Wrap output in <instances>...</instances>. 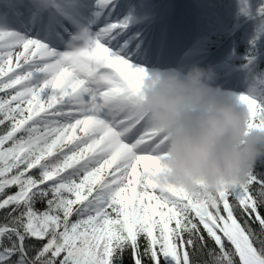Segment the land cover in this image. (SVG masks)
Segmentation results:
<instances>
[{"label": "snow or ice", "instance_id": "1", "mask_svg": "<svg viewBox=\"0 0 264 264\" xmlns=\"http://www.w3.org/2000/svg\"><path fill=\"white\" fill-rule=\"evenodd\" d=\"M127 7L0 0V264H264V158L212 193L156 179ZM227 94L264 131V77Z\"/></svg>", "mask_w": 264, "mask_h": 264}, {"label": "clouds", "instance_id": "2", "mask_svg": "<svg viewBox=\"0 0 264 264\" xmlns=\"http://www.w3.org/2000/svg\"><path fill=\"white\" fill-rule=\"evenodd\" d=\"M211 65L151 69L141 81L137 113L167 138L161 184L212 193L243 182L264 158V131L249 130L247 105L214 83Z\"/></svg>", "mask_w": 264, "mask_h": 264}, {"label": "rangeland", "instance_id": "3", "mask_svg": "<svg viewBox=\"0 0 264 264\" xmlns=\"http://www.w3.org/2000/svg\"><path fill=\"white\" fill-rule=\"evenodd\" d=\"M168 2L169 3L166 6L167 8H162L163 11L165 10L166 12L164 13L162 9L160 11L161 15L166 14L167 18L168 15L171 16L170 21L167 22V25L165 18L159 19L158 17H155V15L152 13V7L148 3V0H126V3L128 4L126 11L130 16H136L133 19V22L143 19V23H152L153 32L154 30L160 32V30L163 28L162 26H164V28H166V34L168 33L169 37L174 40L171 35H174V37H176V32L172 30V21H174V16L171 15L173 14L171 12H173L175 9L176 11H178L180 19H185L186 23L189 24L190 27L192 25L194 26L196 23V28L191 29L192 35L187 36L182 33L181 36H179L180 34H178L177 40L175 41L177 48L183 47L191 53L189 57L191 61L188 64L191 65L193 63H199L203 66L211 65L215 70L214 83L216 85H219L226 92H228L229 90L221 86V84H223L225 81H233L244 86L248 82L250 76L254 75L252 72L250 74L248 69L245 68L244 70L240 71V74L242 73L243 75H240L235 72L236 69L231 67L232 63L228 60L227 62H225V64L220 66L221 60L219 59V56L222 55L227 57L230 55L231 42L224 44L222 48H217L212 53H206L198 48V46L202 45L204 36L201 28L197 27V21H199L203 15H210L213 18L214 23L218 27V29L210 34V38L214 39V34H218L220 32L224 34L230 31V24L227 18H225L222 8L223 6H227L229 0H200V2L195 0H170ZM197 2H199L200 5ZM250 2L251 4H254L258 9H260V12L258 13V16H256V18H253V20H251V24L244 25L245 29L243 32L245 34L248 26L254 25V33L260 34L261 27L264 25V0H250ZM209 7H211V9H209ZM180 19L177 20L178 25L182 30V27L185 26L186 23H183ZM255 39L259 40V42L261 43L262 37ZM232 56H234V54H232ZM175 59L178 58L175 57ZM149 68L153 69L155 68V66H151ZM156 68L162 69L161 66H156Z\"/></svg>", "mask_w": 264, "mask_h": 264}, {"label": "trees", "instance_id": "4", "mask_svg": "<svg viewBox=\"0 0 264 264\" xmlns=\"http://www.w3.org/2000/svg\"><path fill=\"white\" fill-rule=\"evenodd\" d=\"M155 1L160 3V0H153V2ZM235 6L236 7H233V12L230 14L231 18L234 19L232 21L233 23H241L244 19L256 16L260 10L257 9L255 5L245 8L243 5L239 6L238 3H236ZM204 30L208 35L214 31V25L208 19L204 21ZM254 30L255 27L251 25L245 34L242 33L241 28H238L236 31L229 32L226 35H223V33L220 32L213 35L214 39L208 36L205 45L207 47L210 46L215 48L218 47V44L222 43L224 40H226V42H231L234 54L232 57L233 63L237 66L247 68L250 74L252 72L256 76L264 77V27L261 28L260 34H255ZM259 37H262L261 43L259 40L255 39ZM217 40L222 41L219 42ZM250 60L251 63H249ZM126 264H128L127 261Z\"/></svg>", "mask_w": 264, "mask_h": 264}, {"label": "bare ground", "instance_id": "5", "mask_svg": "<svg viewBox=\"0 0 264 264\" xmlns=\"http://www.w3.org/2000/svg\"><path fill=\"white\" fill-rule=\"evenodd\" d=\"M167 3L168 2L165 3V7L167 6ZM155 31L156 30H154V32L152 31V23L146 24L143 23L142 20H137L136 22L132 23L128 33L129 37L131 38L133 48L137 51H143L145 64L148 67L155 66L153 69H158L156 66H161V70H167L170 68L186 69L188 66H183L178 61L170 59V57H172L169 54L170 50H166L167 43L170 44L169 39ZM163 45L165 48L164 50L160 51ZM136 46L139 47L137 48ZM179 52L181 54L185 53L181 50ZM186 53L189 54L190 52L187 51ZM155 57H160L164 61H154ZM221 86L229 90L228 92L237 91L243 88V85L233 81H225L223 84H221Z\"/></svg>", "mask_w": 264, "mask_h": 264}]
</instances>
